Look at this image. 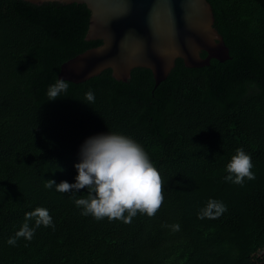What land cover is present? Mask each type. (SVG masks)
Masks as SVG:
<instances>
[{
  "label": "trees",
  "instance_id": "16d2710c",
  "mask_svg": "<svg viewBox=\"0 0 264 264\" xmlns=\"http://www.w3.org/2000/svg\"><path fill=\"white\" fill-rule=\"evenodd\" d=\"M208 1L231 59L202 68L178 59L154 92L149 69H133L126 83L105 70L49 100L62 64L102 44L85 39L91 12L0 0V264H264V0ZM109 132L139 143L160 172L164 202L154 216L98 221L75 204L87 188L44 187L75 183L82 145ZM238 148L254 165L243 186L225 180ZM209 199L227 211L199 219ZM38 207L54 228L9 245Z\"/></svg>",
  "mask_w": 264,
  "mask_h": 264
},
{
  "label": "water",
  "instance_id": "95a60500",
  "mask_svg": "<svg viewBox=\"0 0 264 264\" xmlns=\"http://www.w3.org/2000/svg\"><path fill=\"white\" fill-rule=\"evenodd\" d=\"M85 4L91 12L86 41H102L63 63L59 78L79 84L105 70L121 82L135 68L152 71L155 89L178 59L187 68L209 66L213 59H231L223 35L215 27L208 0H23ZM206 56L203 57V53Z\"/></svg>",
  "mask_w": 264,
  "mask_h": 264
},
{
  "label": "clouds",
  "instance_id": "9594fccd",
  "mask_svg": "<svg viewBox=\"0 0 264 264\" xmlns=\"http://www.w3.org/2000/svg\"><path fill=\"white\" fill-rule=\"evenodd\" d=\"M68 88V81L57 79L48 88L49 100L62 97ZM85 95L88 104L94 103L93 91ZM80 160L75 165L78 170L75 183L56 184L54 180H47L44 187L52 189L55 186L57 192L73 194L87 188V197L75 200L76 206L83 209L82 215H92L98 221L107 217L109 221L131 223L138 212L152 217L161 208L164 202L161 174L143 147L132 138L114 132L89 137L81 147ZM253 167L251 155L238 148L227 165L229 175L225 180L243 186L245 178L255 179ZM226 211L227 206L222 201L209 199L198 218L216 219ZM33 219L35 226L30 227L29 221ZM41 225L54 228L49 211L38 207L25 214L22 227L7 243L15 246L19 238L31 241ZM171 227L173 231L180 230L178 223Z\"/></svg>",
  "mask_w": 264,
  "mask_h": 264
},
{
  "label": "rangeland",
  "instance_id": "374dc122",
  "mask_svg": "<svg viewBox=\"0 0 264 264\" xmlns=\"http://www.w3.org/2000/svg\"><path fill=\"white\" fill-rule=\"evenodd\" d=\"M261 254H262V257H263L264 256V251Z\"/></svg>",
  "mask_w": 264,
  "mask_h": 264
}]
</instances>
